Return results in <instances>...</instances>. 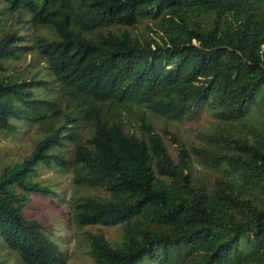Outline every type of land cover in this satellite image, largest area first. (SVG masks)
I'll list each match as a JSON object with an SVG mask.
<instances>
[{
	"label": "trees",
	"instance_id": "obj_1",
	"mask_svg": "<svg viewBox=\"0 0 264 264\" xmlns=\"http://www.w3.org/2000/svg\"><path fill=\"white\" fill-rule=\"evenodd\" d=\"M3 1L17 23L50 32L31 48L0 36V133L41 131L0 170L2 250L66 264L25 215L33 196L56 195L36 180L43 168L73 173L72 219L100 228L85 234L95 264H264V0ZM146 20L149 33L135 32ZM33 50L46 78L12 74ZM201 111L214 128L193 150L172 136L174 158L152 118ZM115 227L116 245L102 230Z\"/></svg>",
	"mask_w": 264,
	"mask_h": 264
},
{
	"label": "rangeland",
	"instance_id": "obj_2",
	"mask_svg": "<svg viewBox=\"0 0 264 264\" xmlns=\"http://www.w3.org/2000/svg\"><path fill=\"white\" fill-rule=\"evenodd\" d=\"M151 27L150 21H142L135 32L145 35L149 33ZM10 31H16L18 35L24 36L25 40L21 46L30 48L34 47L38 36H48L50 32L43 28H32L27 24L17 23L16 19L5 10L4 1L0 0V36ZM10 66L12 74L24 79L46 78L47 66L34 50L23 54L18 60L11 61ZM253 119L257 120L258 116L255 115ZM152 121L173 157L176 158V145L173 143L172 136H176L187 145L189 150H193L202 145L206 133L214 128L217 120L206 111H201L182 122H173L164 118H152ZM251 121L252 118H247L245 123L250 125ZM40 135L41 131L36 126L23 128L16 137L0 133V170L7 165L20 163L24 157L31 153ZM193 172L202 180L212 176V172L204 168L195 157L193 159ZM36 180L41 181L42 184L51 185L56 191V195L49 198L33 196L32 203L25 208L27 218L40 221L51 239L59 245L65 254L66 264H95L89 255V244L85 234L87 231L95 233L100 228H79L72 219L70 202L75 192L73 173L63 172L59 169L41 168L40 175ZM102 230L111 243L116 245L122 242L123 230L121 227ZM0 262L3 264H21L15 253L2 250L1 247Z\"/></svg>",
	"mask_w": 264,
	"mask_h": 264
}]
</instances>
